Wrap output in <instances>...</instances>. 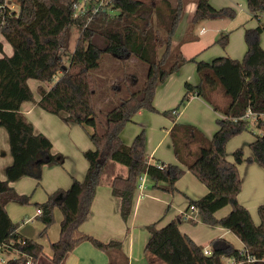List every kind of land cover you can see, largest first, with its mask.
<instances>
[{
  "label": "trees",
  "instance_id": "obj_1",
  "mask_svg": "<svg viewBox=\"0 0 264 264\" xmlns=\"http://www.w3.org/2000/svg\"><path fill=\"white\" fill-rule=\"evenodd\" d=\"M81 1L14 0L18 9L8 5L0 7V34L14 48L11 55L0 57V125L9 133L14 158L7 169V179L0 178V252L17 253L7 264H25L26 255H30L36 264L44 254L43 245L22 235L18 231L19 224L7 211L6 205L10 201L29 204L32 199V194H20L10 182L23 176L40 180L44 165L61 164L63 161L61 153L52 151L51 139L43 133H36L33 124L21 111L23 102L35 101L28 80L52 82L58 72H62L49 90L40 89L38 105L54 114L65 112L68 122L94 129L89 136L95 148L84 152L89 163L85 178H73L68 188H58L48 194L44 202L36 203L41 210L38 218L45 224V231L55 222V208L58 207L63 214L60 237L51 243V263L63 264L68 253L87 240L108 254V264H119V259L128 264L121 240L105 242L80 232L79 227L90 214L96 189L110 161L128 168L127 176H115L111 182L113 194L121 198V215L125 221L132 213L135 191L142 175L153 181L154 188L177 191L176 182L186 170L176 163H151L144 129L131 145L123 142L121 132L137 112L158 111L154 106L157 87L188 61L196 63L200 82L197 85L187 82L180 103L163 114L173 117V113L196 94L219 109L213 99L218 88H222L230 98L222 108L226 116L217 119L219 128L212 138L192 124L175 122L171 129L177 159L208 188L201 198L190 199L189 205L195 204L204 223L221 225L233 231L244 248L230 243L206 254L202 245L181 231L180 224L185 217L179 215L161 228L156 222L147 225L150 238L145 253L168 264H222L223 256L244 260L247 254L264 259V203L258 207L260 223L256 224L248 208L238 199L242 188L238 164L244 160V150H235L234 162L226 159L229 140L250 129V123L241 118L246 110L264 111V48L260 40L264 32V20L260 17L264 15V0H246L249 10L260 22L245 31L247 50L244 57L219 56L210 62L196 57L187 59L173 44V37L185 15V0H177L166 36L154 25L156 6L153 3L107 0L97 12L88 9L77 14L75 5ZM196 3L192 25L204 19L236 16L233 8H216L210 0H196ZM1 4L4 5L5 0H0ZM74 27L79 29V36L75 49L71 51ZM228 41L229 33H224L216 43L225 47ZM62 52H71L67 66L62 64ZM105 53L120 58L134 55L148 63L149 69L144 86L107 111L106 130L99 133L92 71L99 68ZM169 61H173L170 67ZM257 126L263 131L257 134L251 148L254 158L264 166V121L258 122ZM226 205L231 206V211L218 218L215 213Z\"/></svg>",
  "mask_w": 264,
  "mask_h": 264
},
{
  "label": "crops",
  "instance_id": "obj_2",
  "mask_svg": "<svg viewBox=\"0 0 264 264\" xmlns=\"http://www.w3.org/2000/svg\"><path fill=\"white\" fill-rule=\"evenodd\" d=\"M143 1L153 3L156 6L153 14L154 25L163 19L166 22V30H168L175 15L177 0ZM185 2L187 5L184 17L186 16L190 23L189 30L193 31L200 22H207L209 19L201 20L195 25H192V19L197 8V3L196 0H185ZM210 2L216 8H222L221 5L213 3L212 0H210ZM235 2L236 8L231 5L228 7H231L236 11V18L241 11L245 12L247 17L246 22H236V30H244L242 33H244L245 39L246 29L258 26L260 21L249 10L246 0H235ZM93 5L91 4L88 9H92L94 7ZM225 6L226 5H224V7ZM260 17L264 19V15H261ZM210 30L211 31L209 32L205 27H202L198 34L194 32L195 36L189 31L187 36L189 35L190 39L187 40H185L187 36L183 39L175 38L174 36L173 44L180 48L182 54L187 59L196 57L198 60L210 62L219 56H230L236 59H242L244 57L247 50L246 41L245 44L241 43L239 45L236 53H232L230 48V32H226L229 33V41L227 46L222 49L219 47V44L216 43V40L225 33L224 27L219 25L210 28ZM262 35H264V32ZM0 42L3 47V52L0 53V57H2L3 54L11 55L14 48L2 34H0ZM261 45L264 48V36L261 37ZM74 49L71 47V51ZM63 55L61 54L62 64L65 59ZM109 55L113 58L127 61L126 66H130L131 64L136 65L137 63L142 62V60L134 55H128L124 58L117 57L113 54ZM172 65L173 61H169L168 66L170 67ZM61 74L62 72H58L57 75L60 77ZM197 77L200 78L196 63L192 61L184 63L178 71L172 73L164 83L157 87L154 97V106L158 111L146 112L141 110L137 112L121 132L123 142L131 145L135 137L143 129L146 130V150L149 161L155 164L162 162L176 163L180 164L186 170V173L176 182L177 191H166L160 188H154L152 186L153 181L144 175L143 185L138 186L135 191L132 213L129 219L125 221L121 215V198L113 194L111 182L115 176H127L128 168L121 163L110 161L107 167H105L106 169L102 175L101 182L96 189L90 214L79 227L80 232L90 234L105 242L112 239L121 240L122 250L128 258V264H168L156 256L145 253V246L150 238V232L147 229V225L156 222L157 227L161 228L179 215L185 217L184 221L180 224L181 231L188 234L197 244L202 245L204 248L211 250L214 248H224L230 243L237 248H244L242 241L240 246H236V234L233 231L221 225L204 223L201 220V215L198 210H190L189 200H197L201 198L208 192V188L191 171H189L185 164H182L177 159L171 137V129L174 123L179 122L195 125L208 138H212L213 134L219 128L217 119L226 116L222 108L229 103L230 98L227 96L228 98L226 101H223L221 104L216 103L219 107V109H216L214 105L204 97L196 94L193 95L177 112H174L173 117L163 114L164 111L173 110L180 103L186 92L187 82L193 85H197L200 82V79ZM136 79L137 76L135 72V76H132V85L138 84ZM33 80L37 79L30 78L28 83L34 93L32 84L35 82H33ZM54 81L55 79L52 82L47 83L40 81L43 84L38 85L39 94L36 95L34 93L35 101L23 102L21 105V111L33 124L36 133H43L51 139L53 143L52 151L54 153H61L63 155V161L61 164L52 163L44 165L42 178L40 180L31 176H23L10 182V185L20 194L28 195L25 188L33 184L31 180V178H33L35 180L34 182H38V184L40 182L43 183L42 185L45 189L41 194L44 195L46 199L48 194L54 192L58 188H68L71 185L73 178L80 180L85 178L89 163L85 158L84 152L88 150V148L92 149L95 147L93 142L88 139L85 133L81 130L79 124L68 122L66 120L67 115L65 112H62L61 115L54 114L38 105L37 101L41 99L40 89L44 88L49 90L56 82ZM95 93L94 88V99ZM95 105H97V103ZM252 125H249V130L252 134L245 131L230 139L227 144L226 159L234 162L235 150L238 148L244 150V160L238 164L242 181V188L238 195V199L240 203L248 208L254 222L259 224L260 216L258 213V207L264 203V166L254 158L251 143L256 140L257 134L262 133L263 129L258 127L257 124L252 123ZM106 126V122L102 123L101 126L98 123V132L104 133ZM257 131L259 132L257 133ZM244 133H246V135ZM248 158H253V160L249 161ZM72 159H74V165L71 162ZM13 161L14 158L10 148L9 133L4 126L0 125V178L2 180L7 179V169ZM61 165H64L66 169L64 175L59 172V167ZM21 205L24 204L18 201H10L7 203L6 208L10 217L14 222L19 224L18 231L22 235L34 239L43 245L44 254L36 264H41L42 261L44 264H52L51 257L53 252L51 249V243L57 241L60 237V222L63 219L62 211L58 207L55 208L57 223L48 226L46 229V231L49 229L48 232L54 241H46L50 239L48 232V238H44L42 235H45L46 232L45 224L42 221L39 223L34 222V218H38V208L34 211L32 210L33 213L29 215L27 219H22V222H20L19 218L24 216L22 215V212L25 209ZM230 211L231 206L226 205L215 214L218 218H221ZM108 262L109 256L105 251L95 247L89 241L85 240L68 253L63 264H108ZM117 262L119 264L125 263V261L121 259L117 260ZM232 262V257H222V264H231Z\"/></svg>",
  "mask_w": 264,
  "mask_h": 264
},
{
  "label": "rangeland",
  "instance_id": "obj_3",
  "mask_svg": "<svg viewBox=\"0 0 264 264\" xmlns=\"http://www.w3.org/2000/svg\"><path fill=\"white\" fill-rule=\"evenodd\" d=\"M212 1H213V3L221 5L222 7H224V5H226V6L231 5V6H234L236 8L235 0H212ZM95 3L97 4L98 0H87V1L83 0V1L78 3V7H76V12L78 14L86 12L88 10V7H90L91 4L93 5ZM8 4H9L10 8H12V9L19 8V6L17 4H15L14 0H8ZM95 5H93V6H95ZM219 8H221V7H219ZM82 10H83V12H82ZM246 19H247V17H246L245 12L241 11V13L239 14V16L237 18L236 17L231 18V19H228V18H215L214 19V18H212V19H209L207 22L202 21L195 27V29L193 31H191V30H189L190 23L188 22V20L185 16L182 19V21L180 22L174 36H175V38H179V39L182 38L183 39L187 36V33L189 31L192 32V35L195 36L194 32L196 34H198L202 27H205L210 32L211 31L210 28L222 25L224 27L225 33L230 32V35H231V38H230L231 39V47H230L231 52L236 53V50H238L239 45L241 43L245 44L244 33H242V32H244V30H241V29L236 30V22L243 23V22H246ZM165 23H166L165 20L162 19L161 21H159L155 24V26L161 30V32L164 36H166L165 32H167V30H166L167 26ZM78 32H79V29L77 27H74L72 29V38H71L72 49H74V47H75ZM263 36L264 35L261 34L260 40H261V37H263ZM187 37H189V35ZM219 47L224 49L223 46L220 44H219ZM161 52H162V50L160 51V54H161ZM61 54L63 55L64 52H62ZM70 54H71V52H66L63 55V57L65 58L63 60V62H64L63 65L68 64L66 62H69ZM109 54L110 53H105L100 60L99 68L92 71L93 87L95 88V92H96L95 93V99L93 98V101L95 100V102L97 103V105H95L96 103L94 102V106H95V110H96L97 120H98V123L100 126L104 122L107 123V117H106L107 111H109L115 105L119 104L123 99L129 97L132 92H135L144 86V83L146 81L147 74H148V69H149V65L146 62L142 61L140 63H137L136 65L130 63L131 64L130 66H126L127 61L113 58ZM135 72H136V76H137L136 81H138L137 82L138 84L132 85V83H131L132 82V76L133 77L135 76ZM58 78H59V75L54 77L55 81ZM197 78L200 79L199 77H197ZM33 82L36 83V84L35 83L32 84L34 93L36 95H38L39 94L38 85L43 84V83H41L38 80H33ZM227 96L228 95L225 94V92L222 88H218L213 93L214 101L216 103H220V104L223 101H226V99L229 97V96L228 97ZM223 107H225V106H223ZM144 111L147 112L150 110H144ZM251 125H252V123H251ZM81 130L85 133V135L88 137V139H90L89 133L93 132L94 129L92 127L84 128L81 126ZM145 132H146V130H145ZM246 132L251 133L250 130H246ZM258 132L259 131H257V133ZM242 133H240V134H242ZM240 134H238V135H240ZM244 134L246 135V133H244ZM83 138H84V136H83ZM94 148L95 147H93L92 149H94ZM71 162L74 165V159H72ZM108 164H109V162L107 163V165ZM107 165H106V167H107ZM59 172L62 175L65 174L66 169H65L64 165H61L59 167ZM31 180H32L33 184H31L30 186H27L25 189H26V191H27L26 193L28 195L32 194V200H31V203H29V204L21 205L25 209L22 212V215H24V216H21V218H19L20 222H22V219H27L29 217V215H31L33 213V211L36 210V208H38L36 205V202L42 203L46 200L45 196L41 194L44 192V189H45L42 185L43 183L40 182L38 184V182H34L35 180L33 178H31ZM139 183H141L140 180H139ZM41 198H43V199L40 200ZM40 221L41 220L38 219L37 217L34 218V222L39 223ZM54 223L55 224L57 223L56 217H55ZM54 223L52 225H54ZM60 224H61V222H60ZM43 229H44V227H43ZM48 231H49V229H48ZM48 231H46V232L44 231L45 235L42 234L44 238H48V236H47ZM48 235H49L50 240H46V241H54V240H52L49 232H48ZM235 240H236V246H240L241 240L237 235H236ZM16 256H17V253H15V252H11V251L8 252L6 250H2L0 252V264H7V261L9 259L16 257ZM42 262H41V264H44Z\"/></svg>",
  "mask_w": 264,
  "mask_h": 264
},
{
  "label": "built area",
  "instance_id": "obj_4",
  "mask_svg": "<svg viewBox=\"0 0 264 264\" xmlns=\"http://www.w3.org/2000/svg\"><path fill=\"white\" fill-rule=\"evenodd\" d=\"M107 0H99V3L92 8V12H97L104 4H106ZM8 4V0H5V4H1L0 7L6 6ZM10 7V6H9ZM75 7H78V4L75 5ZM83 12V10H82ZM78 14V13H77ZM245 120H247L250 124L254 123L257 124L260 121H264V111H255L252 108H248L244 115L241 117ZM144 175L140 177L141 184L139 186L143 185L144 183ZM190 210H198L195 206V204L190 205ZM41 210L38 209V213H40ZM205 253L206 254H211V249L205 248ZM26 262L25 264H33V259L30 255H26ZM233 262L231 264H244V263H259V264H264V259H257L255 256L247 254L246 258L244 260H237L232 257Z\"/></svg>",
  "mask_w": 264,
  "mask_h": 264
}]
</instances>
